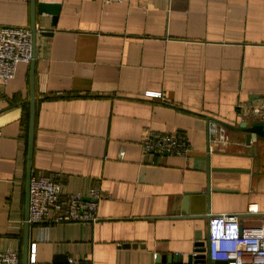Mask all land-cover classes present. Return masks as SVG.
<instances>
[{
    "label": "crops",
    "instance_id": "obj_1",
    "mask_svg": "<svg viewBox=\"0 0 264 264\" xmlns=\"http://www.w3.org/2000/svg\"><path fill=\"white\" fill-rule=\"evenodd\" d=\"M34 19V65L0 85V250L22 258L33 71L32 176L104 196L93 224H30V264L187 258L203 254V216L264 212V137L248 147L236 130L264 131L252 111L264 104V0H0V26ZM149 132L183 134L192 150L145 154Z\"/></svg>",
    "mask_w": 264,
    "mask_h": 264
},
{
    "label": "built area",
    "instance_id": "obj_2",
    "mask_svg": "<svg viewBox=\"0 0 264 264\" xmlns=\"http://www.w3.org/2000/svg\"><path fill=\"white\" fill-rule=\"evenodd\" d=\"M110 4L119 0H103ZM34 59L33 34L28 27L0 26V85H6L17 74L20 64H30ZM159 97L158 93H148ZM0 94V113L3 111ZM253 113L264 118V104L253 108ZM209 131L216 134L217 124L211 123ZM145 154L187 157L192 150L189 139L183 134L149 132L142 140ZM99 188L88 196L63 191L54 176H32L30 184V224L84 222L98 220L99 201L103 198ZM263 216L259 225L246 224L248 216ZM209 246L206 252L212 262L227 264H264V212L257 204L249 205L244 214H211L208 226ZM33 263L35 259V244ZM32 254V252H31ZM198 253H195L197 255ZM17 250H0V264H21ZM32 262V255L31 261Z\"/></svg>",
    "mask_w": 264,
    "mask_h": 264
},
{
    "label": "water",
    "instance_id": "obj_3",
    "mask_svg": "<svg viewBox=\"0 0 264 264\" xmlns=\"http://www.w3.org/2000/svg\"><path fill=\"white\" fill-rule=\"evenodd\" d=\"M35 0H33V3ZM41 8L45 12H49V5H42ZM56 14V12H53ZM36 21L34 19L33 25H32V34H33V48H34V59L32 61V64L34 65L35 61V46H36ZM32 65V66H33ZM32 116H31V125H30V142H29V162H28V171H27V201H26V236L24 240V247H23V254H22V264H30L31 261V252H32V246L29 241V229H30V223L29 220V213H30V184L32 179V158H33V139H34V127H35V74L33 71L32 75ZM236 130H243L246 133L244 144L248 147L252 145V134H257V137H264V131L263 126H256L254 128H247V124L240 126V128H237ZM258 147L254 148V154L257 155ZM211 168H209V173L211 172ZM223 171L226 172H236L241 171L238 169H223ZM216 191V190H213ZM211 190L210 184L208 185V194L213 192ZM223 191V190H220ZM194 217V216H189ZM206 217L208 223L210 216H203ZM198 246L201 247L199 249V252L201 251L203 254H192L189 255L187 258L184 255L174 254V255H158L156 258V264H227V262L224 261H218V262H212L206 255V252L208 250L209 246V236H208V230L206 232L205 240L201 239L198 243Z\"/></svg>",
    "mask_w": 264,
    "mask_h": 264
},
{
    "label": "trees",
    "instance_id": "obj_4",
    "mask_svg": "<svg viewBox=\"0 0 264 264\" xmlns=\"http://www.w3.org/2000/svg\"><path fill=\"white\" fill-rule=\"evenodd\" d=\"M21 260H22V258H21ZM22 263V262H21Z\"/></svg>",
    "mask_w": 264,
    "mask_h": 264
}]
</instances>
